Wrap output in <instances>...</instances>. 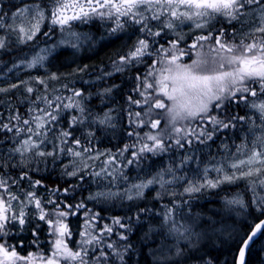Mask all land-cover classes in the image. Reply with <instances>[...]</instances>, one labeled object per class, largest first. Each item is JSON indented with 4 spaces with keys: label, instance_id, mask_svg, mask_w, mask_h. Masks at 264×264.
<instances>
[{
    "label": "snow or ice",
    "instance_id": "snow-or-ice-1",
    "mask_svg": "<svg viewBox=\"0 0 264 264\" xmlns=\"http://www.w3.org/2000/svg\"><path fill=\"white\" fill-rule=\"evenodd\" d=\"M5 4L6 0H0V52L10 50L12 37L20 45L38 42V37L51 39L54 32L61 34V45L78 48L81 33L75 31L76 27L96 21L110 23V35L132 29L134 42L112 62L109 71L101 70L98 77L103 79L147 64V69L134 78L137 81L134 91L139 98L128 97L129 103L141 111L129 113L133 127L127 135H135L138 139L120 150L123 155L131 149L132 158L124 163L132 164L144 153L156 155L173 147L182 150L187 146L188 153L177 168L196 163L198 172L189 179L183 174L177 176L169 167L165 171L172 179L166 180L161 172L151 179L126 185L123 192L113 191L109 186L127 179L123 172L113 167L116 156L110 151H96L94 155L86 156L92 151L89 145L95 132L89 130L86 133L87 143L75 132L86 123L115 127L110 114L92 116L83 103L90 96L80 89H69L71 96L59 94L50 98L48 81L60 79L54 73H48L46 79L32 77L7 87L0 86V97H3L0 104L7 101L9 110L6 119L0 113V264H126L125 256L133 246L127 242L131 224L125 221L134 219L140 223V213L149 210L140 208L134 216L113 217L110 223L102 224L100 213L91 212L83 200L72 203L67 199L82 186L80 182L85 179V174L99 178L98 182H107V190L88 195L87 199L93 201L140 200L145 190L154 184L160 189L156 199H162L165 193L176 196L177 192L168 186L181 180L188 182L179 194L192 198L202 190L243 180L252 193L253 209L264 216V135L254 137L251 147L245 137L234 153L225 136L220 140V147L225 154H233L220 159L212 157L203 166L193 159L192 149L198 143L208 145L210 150L209 142L215 143L218 133L231 132L242 122L251 121L254 125L255 121L248 113L240 115L235 110L241 104L264 121V0H25L10 17L4 11ZM185 25L190 32L196 33L191 42L185 40ZM39 51L44 54L14 62L8 71L20 65L26 70L44 67L49 49ZM34 85L42 86L43 90ZM22 86L29 94L19 100L21 104L25 99L28 101L23 114L7 96ZM111 91L112 87H109L100 94H111ZM65 113L67 123L62 125L60 122ZM162 120L165 121L163 127ZM145 125L156 131L141 136L136 128ZM102 155L105 159L98 169L87 164V160H99ZM64 158H71L62 169L63 175L72 183L68 187L49 189V198L42 202L37 189L42 188L43 183L33 179L30 173L39 172L41 165L55 167L57 161ZM10 169H19V172L14 175ZM25 183L27 187H24ZM61 195L65 199H61ZM169 204L171 206L164 205L162 213L155 214L161 216L160 228L176 241L175 251L169 248L165 257L180 256V241L190 242L199 236L190 224L177 220L181 203L173 200ZM226 204L237 205L246 211L248 208L239 195L227 199ZM49 205L54 207L49 210ZM82 209L85 210L83 213ZM77 215L84 216V223L81 230L74 233L67 221ZM33 217L43 221L49 229L52 240L47 254H22L17 249L24 247L23 242L11 243L8 239L13 228L23 231ZM155 231L159 229L149 224L145 238ZM113 234L127 243L118 245L111 240ZM258 234L264 235V220L256 222L241 241L238 264H245L249 243ZM74 235L78 239L74 240ZM33 236L37 239L31 243L38 247V233L33 231ZM156 259L159 261L158 257Z\"/></svg>",
    "mask_w": 264,
    "mask_h": 264
},
{
    "label": "trees",
    "instance_id": "trees-1",
    "mask_svg": "<svg viewBox=\"0 0 264 264\" xmlns=\"http://www.w3.org/2000/svg\"><path fill=\"white\" fill-rule=\"evenodd\" d=\"M23 2L25 0H6L4 11L10 17L16 11V7ZM5 19L7 20V17ZM111 26L110 23L96 21L92 24L76 27L85 35L92 34L89 41L82 43L83 45L79 44L78 48L70 45L61 47L44 63V67H37L30 70H26L23 65H20L18 68H13L12 71H8V68H11L14 62L18 63L21 60L26 61L30 59L35 54L37 47L57 42L61 37L59 35L60 33L54 32L51 39H40L38 37V42L31 41L27 44L20 45L16 44L14 37H12L13 43L10 50L0 52V86L7 87L9 84L19 83L21 80H30L32 77L46 79L48 73H54L60 79L48 81L50 98L59 94H63L65 97L71 96L72 93L69 89H80L85 92L86 96H90L83 103L87 106L92 116L99 115L102 117L105 113L110 114L112 117L111 122L115 127H104L97 124H91L89 126L86 123L84 126L77 128L75 132L84 143L88 142L86 133L89 130L95 132V136L91 138V144L89 145L92 151L88 152L86 156H92L96 151H110L112 155L116 156L117 162L113 167L120 169L127 179H120L117 181L116 186H109L113 191L118 189L123 192L126 185L131 186L133 183L151 179L161 172H164V178L166 180L172 179L171 175L165 171L169 167L175 171L177 176L183 174L189 179L192 178L198 172L196 163H188L183 168H177L181 159L188 153L187 146L182 150H177L173 147L167 152L156 155L144 153L141 157L134 160L132 164L124 163L132 158L130 155L131 149L130 152H125L123 155L120 154V150L125 145L136 143L138 139L135 135L132 137L127 135L133 127L130 124L129 113L141 111L136 105L129 103L128 97L132 96L134 99L139 98L134 91L137 83L134 78L138 73L147 69V64H141L123 73H115L111 76H105L106 78L98 79L101 75V70L105 72L107 70L109 71L112 62L117 60L123 52H126L127 48L134 42L132 29H128L126 33L110 35L108 29ZM46 27L47 25H45ZM81 68L85 70L83 72L76 71ZM64 85H67V88ZM34 86L41 87V90H43L42 86ZM109 87H113L111 94H100L104 89ZM51 89H55V91H51ZM28 95L24 91L23 86L7 94L8 99L13 105L19 107L22 114L25 113V109L28 107V101L25 99L24 103L21 104L19 100ZM0 99H3V97H0ZM235 110L240 115L248 113L255 121L254 125L251 121L242 122L231 132L225 130V132L218 133V138L215 143L209 142L211 144L210 150L208 145L194 144L192 146L193 152L195 153L193 159L197 160L201 166L207 164L212 157L220 159L224 155H232L236 146L241 144L245 137L247 138L249 147H251V142L254 137L264 135V121L259 118L257 113L246 108L243 104ZM0 113L4 114L5 119L9 115L7 101L0 104ZM60 123L62 125L67 123V113H65ZM161 124L163 127L165 121L162 120ZM149 130L150 128L147 125L142 128H136V131L141 136ZM225 136L233 153L225 154L220 147V140L224 139ZM70 159L64 158L62 161H57L55 167L41 165L39 172L33 171L30 173L33 179H40L43 183V187L37 189L38 194L42 198V202L49 198V189L68 187L72 183V180L63 175L62 169V165L69 163ZM104 159L105 157L102 155L99 160H87V164L98 169L101 161ZM92 167L88 171L92 170ZM10 171L15 175L18 174L19 169H10ZM209 175L214 176L215 173H209ZM109 179L111 178L109 177ZM98 181L99 178L85 174V179L80 182L82 186L77 188L73 196L67 199L72 203H78L83 200L87 208L91 209V212L100 213L102 224L110 223L113 217L134 216L140 208L149 210L140 213V223H137L134 219L132 221H125L131 224V230L128 233L129 240L127 242H130L133 246L125 256L126 264H208V262H211V264H236L241 241L250 233L256 222L264 219V216L253 209L251 203L252 193L247 190L246 182L243 180L235 184L221 185L217 189L202 190L199 193H195L192 198L179 194L182 192L183 186L188 182L187 180H181L168 186L177 192L176 196L165 193L162 195V199L159 200L156 199V193L160 191L158 184L147 188L144 197L137 201H128L119 198L110 200V202L88 200L87 197L90 193L107 190L105 188L107 182ZM24 187H27L26 183ZM237 195L242 197L248 204L247 211L237 205L226 204L227 199H232ZM52 198L55 199V197ZM61 199H65V197L61 195ZM173 200L182 205L181 211L176 214L177 220L183 222V220H187L188 218L191 219L194 222L190 223L193 230L199 234L203 233L201 235L202 241H197L193 238L192 242L183 245L182 256L176 260L177 262H155L154 254L160 248L161 244L166 243L167 235L165 234V230L160 228L161 216L155 214L162 213L164 205L171 206L169 202ZM184 201H187V203H183ZM53 207V205L48 206L49 210ZM27 211L32 212L34 209H27ZM84 211L83 209L81 210L82 213ZM91 212L88 214L91 215ZM67 222L69 223L70 229L76 233L81 230L84 223V216H71ZM149 224L154 225L159 231L152 232L150 237L146 239L145 233L148 232ZM37 225H39L38 228L36 227ZM219 229H222L221 234L218 232ZM117 230L123 231L120 229ZM33 231L38 233V247L31 243V241L37 239L33 236ZM211 232L212 234H209L208 239L204 237L205 233ZM8 239L11 243L22 241L24 247L18 248L17 251L26 255L28 252H43L47 254L51 248L52 237L49 236L47 225L43 221H39L33 217L30 223L24 226L23 231H20L18 228H13L12 235ZM73 239L76 240L78 237L74 235ZM111 240L118 245L127 243L120 241L115 234L112 235ZM105 251L108 250L105 249ZM247 264H264V235L250 249Z\"/></svg>",
    "mask_w": 264,
    "mask_h": 264
},
{
    "label": "rangeland",
    "instance_id": "rangeland-1",
    "mask_svg": "<svg viewBox=\"0 0 264 264\" xmlns=\"http://www.w3.org/2000/svg\"><path fill=\"white\" fill-rule=\"evenodd\" d=\"M81 26H83V25H81ZM75 31H77L78 33H81L77 28L75 29ZM183 32L185 34L186 42H191V37L196 34L195 31H191L190 32L188 27H187V25L183 26ZM59 35H61V34H59ZM90 36H92V34L85 35V34L81 33V41L79 42V44L83 45L82 43H86L87 41H89ZM60 40H61V37L55 43H52V44L46 45V46L45 45H41V46L37 47V49L35 50V54H33V55L44 54V53H40V51H39L42 48L49 49V51L46 53V55H47V59L45 60V62H46L55 53L56 50L60 49L61 47H66V46L70 45V44L61 45L59 43ZM186 59H188V58H186ZM146 60H147V58H146ZM149 131L155 132L156 130L150 129ZM148 143H151V142H148ZM166 143H168V142L166 141ZM258 191H259V188H258ZM180 223L190 224V223H194V222L191 219L188 218L187 220H183V222L180 221ZM218 232L221 234L222 233V229H219ZM209 234H212V232L211 233H205L204 237L208 239L209 236H210ZM201 235H203V233H200L198 237H194L195 240L202 241ZM190 242H192V241H190ZM190 242H186V241H183V240L180 241L179 248L181 249L182 252H183L182 246L187 244V243H190ZM175 244H176V241L172 237L166 235V243L164 242L163 244H161L160 248H158L157 252L154 254L155 262L157 261V259H156L157 257L159 258L158 262H160V263H164V262H167V261L168 262L176 261V256L175 255H169L167 257H165V255H164V253H166L169 248H171L172 251L174 252L175 251ZM180 256H182V254Z\"/></svg>",
    "mask_w": 264,
    "mask_h": 264
},
{
    "label": "water",
    "instance_id": "water-1",
    "mask_svg": "<svg viewBox=\"0 0 264 264\" xmlns=\"http://www.w3.org/2000/svg\"><path fill=\"white\" fill-rule=\"evenodd\" d=\"M261 237H262V235L261 234H258L255 238H253V241L249 243V247L246 250V254H245V264H247L248 255H249L250 249L255 244V242H257ZM236 264H238V262H236Z\"/></svg>",
    "mask_w": 264,
    "mask_h": 264
},
{
    "label": "bare ground",
    "instance_id": "bare-ground-1",
    "mask_svg": "<svg viewBox=\"0 0 264 264\" xmlns=\"http://www.w3.org/2000/svg\"><path fill=\"white\" fill-rule=\"evenodd\" d=\"M10 14H11V13H10ZM8 16H9V15H8ZM109 36H110V35H109ZM113 40H114V39H113ZM109 43H110V42H109ZM71 55H72V54H71ZM112 59H113V58H112ZM109 60H110V59H109ZM106 64H107V63H106ZM109 64H110V63H109ZM103 65H104V64H103ZM105 67H106V66H105ZM107 71H108V70H107ZM113 75H114V74H113ZM116 75H117V74H116ZM123 77H124V76H123ZM105 78H106V77H105ZM124 78H125V77H124ZM127 78H128V77H127ZM127 78H126V79H127ZM108 79H110V78H108ZM99 81H101V80H99ZM105 84H106V83H105ZM108 84H109V83H108ZM100 86H101V85H100ZM112 88H113V87H112ZM96 114H97V113H96ZM102 115H103V114H102ZM66 161H67V160H66ZM119 170H120V169H119ZM90 171H91V170H90ZM90 171H89V172H90ZM88 176H89V175H88ZM86 177H87V176H86ZM136 201H137V200H136ZM143 201H145V200H143ZM143 201H141V202L143 203ZM109 202H110V201H109ZM124 202H125V201H124ZM139 203H140V202H139ZM142 203H141V204H142ZM146 205H147V204H146ZM109 212H110V211H109ZM124 216H125V215H124ZM141 225H142V224H141ZM138 227H139V226H138ZM139 228H140V227H139ZM139 228H138V229H139ZM138 229H137V230H138ZM135 234H136V233H135ZM168 239H169V238H168ZM150 244H151V243H150ZM170 245H171V244H170ZM162 249H163V248H162ZM130 255H131V254H130ZM180 258H181V256H178V257L176 256V260H178V259H180ZM176 262H177V261H176ZM165 264H166V263H165Z\"/></svg>",
    "mask_w": 264,
    "mask_h": 264
}]
</instances>
